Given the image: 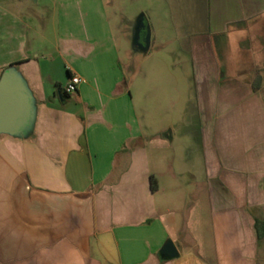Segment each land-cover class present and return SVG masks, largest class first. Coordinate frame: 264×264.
Masks as SVG:
<instances>
[{"label":"crops","instance_id":"crops-1","mask_svg":"<svg viewBox=\"0 0 264 264\" xmlns=\"http://www.w3.org/2000/svg\"><path fill=\"white\" fill-rule=\"evenodd\" d=\"M108 3L0 0V76L33 115L0 134V264H264V0L177 16L192 111L183 71L123 63Z\"/></svg>","mask_w":264,"mask_h":264},{"label":"rangeland","instance_id":"rangeland-1","mask_svg":"<svg viewBox=\"0 0 264 264\" xmlns=\"http://www.w3.org/2000/svg\"><path fill=\"white\" fill-rule=\"evenodd\" d=\"M199 6L198 0H109L107 5L110 24L123 63L134 67L139 66L142 74L148 73L149 79H176V73L183 71L185 79H189L190 82L188 106L190 111L193 109L192 104L195 103L192 82L195 79V70L189 55L184 51L183 39L185 38L182 33L186 31V21L177 16L198 14ZM140 13H143L149 27L150 41L153 42L155 38L157 43L162 44L161 47H156L154 42L147 51L143 52L132 45L133 26ZM173 18L176 19L175 22ZM173 23L178 24V29ZM198 29L202 30L203 26L198 25ZM168 63L174 65L173 75L168 73V68H166ZM144 79L142 76V84ZM167 89L170 90L169 87ZM164 91V86L161 85L156 86L155 91L152 92V99L156 105L163 103ZM170 94L173 95L175 102L176 92L172 90V87ZM189 122L190 127L196 126L195 119L190 118Z\"/></svg>","mask_w":264,"mask_h":264},{"label":"water","instance_id":"water-1","mask_svg":"<svg viewBox=\"0 0 264 264\" xmlns=\"http://www.w3.org/2000/svg\"><path fill=\"white\" fill-rule=\"evenodd\" d=\"M132 45L147 51L150 45V31L143 13H140L133 26ZM33 115L29 95L18 75L11 68L0 76V134H16L29 124ZM161 252L173 257L177 251L170 240L166 241Z\"/></svg>","mask_w":264,"mask_h":264},{"label":"built area","instance_id":"built-area-1","mask_svg":"<svg viewBox=\"0 0 264 264\" xmlns=\"http://www.w3.org/2000/svg\"><path fill=\"white\" fill-rule=\"evenodd\" d=\"M82 79L77 74H72L69 76L68 81L64 86V91L67 94H74L76 93L79 84L81 83Z\"/></svg>","mask_w":264,"mask_h":264},{"label":"trees","instance_id":"trees-1","mask_svg":"<svg viewBox=\"0 0 264 264\" xmlns=\"http://www.w3.org/2000/svg\"><path fill=\"white\" fill-rule=\"evenodd\" d=\"M153 186V184H152ZM264 224L263 221L259 220V219H256V222H255V227H256V231L257 233L259 234L260 233V229H261V225Z\"/></svg>","mask_w":264,"mask_h":264}]
</instances>
